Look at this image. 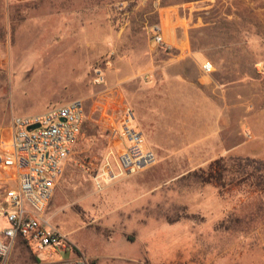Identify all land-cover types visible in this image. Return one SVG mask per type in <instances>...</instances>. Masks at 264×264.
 Returning a JSON list of instances; mask_svg holds the SVG:
<instances>
[{
	"label": "rangeland",
	"instance_id": "1",
	"mask_svg": "<svg viewBox=\"0 0 264 264\" xmlns=\"http://www.w3.org/2000/svg\"><path fill=\"white\" fill-rule=\"evenodd\" d=\"M184 44L214 60L239 58L241 84L253 82L256 96L241 91V111L264 128V0H0V134L15 116L85 106L45 218L92 264H264V186L241 180L232 157L223 185L202 183L190 173L208 164H193L182 135L160 132L153 166L95 184L111 144L106 118L123 104L135 111ZM257 136L243 124L240 140ZM33 262L16 244L7 264Z\"/></svg>",
	"mask_w": 264,
	"mask_h": 264
},
{
	"label": "built area",
	"instance_id": "2",
	"mask_svg": "<svg viewBox=\"0 0 264 264\" xmlns=\"http://www.w3.org/2000/svg\"><path fill=\"white\" fill-rule=\"evenodd\" d=\"M152 33L156 44L164 43L159 26H153ZM202 70L211 72V63L205 62ZM257 70L264 74V62ZM102 81L101 75L95 77L96 83ZM115 111L116 117L105 120L111 144L94 178L99 188L102 182L138 174L156 163V154L144 145L134 110L123 104ZM85 117L83 102L73 100L42 113L15 116L6 136L0 134V264H7L18 243L35 255L33 264H92L45 218Z\"/></svg>",
	"mask_w": 264,
	"mask_h": 264
},
{
	"label": "crops",
	"instance_id": "3",
	"mask_svg": "<svg viewBox=\"0 0 264 264\" xmlns=\"http://www.w3.org/2000/svg\"><path fill=\"white\" fill-rule=\"evenodd\" d=\"M32 1L6 0L10 5ZM181 54L183 59L167 68V73L157 77L151 87H145L141 104H135L136 125L145 147L154 153L163 147L159 133L164 132L167 141L183 136L184 149L194 165H206L224 157L264 161V128L257 114L246 115L241 111V91L250 90L251 97L256 96L253 82L246 87L241 84L239 58L232 54L231 58L214 60L186 44L181 46ZM205 62L212 65L209 73L202 70ZM246 123L258 133L255 142L240 140L241 128ZM248 128L246 131L250 133Z\"/></svg>",
	"mask_w": 264,
	"mask_h": 264
},
{
	"label": "trees",
	"instance_id": "4",
	"mask_svg": "<svg viewBox=\"0 0 264 264\" xmlns=\"http://www.w3.org/2000/svg\"><path fill=\"white\" fill-rule=\"evenodd\" d=\"M78 140V139H77ZM231 167L235 168V173L240 179L251 180L256 186H264V161H259L249 157H234L229 159ZM224 158H218L208 164L206 169L200 168L190 175L202 183H215L223 185L224 172L228 170ZM17 245H20L18 243ZM31 253L33 261L36 260L35 255Z\"/></svg>",
	"mask_w": 264,
	"mask_h": 264
},
{
	"label": "water",
	"instance_id": "5",
	"mask_svg": "<svg viewBox=\"0 0 264 264\" xmlns=\"http://www.w3.org/2000/svg\"><path fill=\"white\" fill-rule=\"evenodd\" d=\"M30 127L33 128V127H35V126H30ZM30 127H29V128H30ZM29 128H28V129H29Z\"/></svg>",
	"mask_w": 264,
	"mask_h": 264
}]
</instances>
